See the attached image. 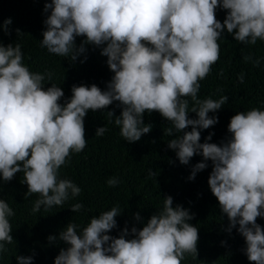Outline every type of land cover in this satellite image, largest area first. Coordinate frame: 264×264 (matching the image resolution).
<instances>
[{
	"label": "clouds",
	"instance_id": "9594fccd",
	"mask_svg": "<svg viewBox=\"0 0 264 264\" xmlns=\"http://www.w3.org/2000/svg\"><path fill=\"white\" fill-rule=\"evenodd\" d=\"M217 7L227 10L223 24L215 18ZM49 9L41 47L75 60L85 51L84 43L106 45L101 55L107 57L114 75L105 91L94 84L73 85L71 98L61 105L62 89L55 85L44 89L45 75L25 66L19 44H0V179L11 181L22 172L27 194L40 197L34 213L41 206H60L81 192L72 181L59 178V169L72 153L86 147L88 110L119 102L122 110L114 123L128 142L151 131L142 117L146 111H156L173 126L167 128L168 136L173 128L180 132L192 127L182 137L171 139L168 147L184 165L195 154L212 161L208 186L229 220L228 231L238 224L247 259L264 264V230L256 223L264 217V111L253 108L233 115L227 126L231 139L220 146L199 143L197 130L217 123L208 113L219 110L228 99L197 97L199 81L220 57L221 33L226 29L244 44L264 41V0H51L44 6L45 11ZM77 36L86 38L79 48ZM185 97L198 105L191 110L196 119L188 118ZM108 115L113 117V112ZM105 131L98 127L95 135ZM210 139L211 134L206 140ZM205 167L197 163L189 179ZM118 183L115 177L107 181L110 187ZM163 201V209L140 230L131 229L132 239L124 238L127 229L119 238L106 234L116 227L118 206L92 217L80 232L69 223L58 237L68 247L60 250L54 264H181L186 254L196 257L198 228L187 223L193 216L180 205L173 207L171 196ZM81 208L77 203L71 211ZM14 214L0 200V253L6 251V243L13 242L9 217ZM16 259L17 264H32L31 256Z\"/></svg>",
	"mask_w": 264,
	"mask_h": 264
},
{
	"label": "trees",
	"instance_id": "16d2710c",
	"mask_svg": "<svg viewBox=\"0 0 264 264\" xmlns=\"http://www.w3.org/2000/svg\"><path fill=\"white\" fill-rule=\"evenodd\" d=\"M50 2L0 0V44H19L25 66L45 75L44 89L52 85L62 89L61 105L71 98L73 85L94 84L102 91L107 90L114 73L107 65V57L101 55L106 45L84 43L85 51L75 60L41 47L42 33L46 30L44 21L51 12L50 9L45 11L44 6ZM226 15V9H215V18L222 24ZM8 19L11 23L6 25L4 22ZM85 39L77 36L76 48ZM218 43L220 57L207 77L199 81L197 97L218 100L227 96L228 99L219 110L208 113L209 117L217 118V123L208 129L197 130L200 132L199 143L220 146L231 139L227 126L233 115L253 108L264 111V41L240 43L225 29ZM48 74H51L50 79ZM184 99L188 100V118L196 119V113L191 110L198 105L191 97ZM121 110L117 101L102 110H88L84 118L86 147L79 153H72L59 169L60 179L70 180L81 189L78 196H70L60 206H41L40 211L34 213L32 208L40 197L39 194H27L23 173H16L11 181L0 179V200L7 202L15 213L9 217L13 242L5 244L6 251L0 253V264H17V256H31L32 264H54L60 250L68 247L58 237L69 223L75 224L80 232L92 217L117 206L121 213L115 217L116 227L106 234L119 238L127 229L124 238H135L131 229L140 230L152 215L161 211L167 196L172 197L173 207L180 205L189 211L193 218L187 223L198 228L197 255L186 254L181 264H253L244 252L246 243L237 231L239 225L228 231L229 220L208 186L212 161L195 154L184 165L179 162L175 150L168 147L171 139L182 137L192 127L180 132L173 128L172 135L168 136L165 132L173 127L171 123L156 111H146L142 119L144 124L152 126L151 131L138 141L128 142L114 123ZM109 111L113 112V117H109ZM98 127L106 128L102 136L95 135ZM210 134L211 139L206 140ZM200 162L206 167L189 179L193 167ZM111 177L119 180L116 186L107 184ZM77 203L83 208L72 212V205ZM256 223L264 230V217H258ZM49 236L57 239L49 241Z\"/></svg>",
	"mask_w": 264,
	"mask_h": 264
}]
</instances>
